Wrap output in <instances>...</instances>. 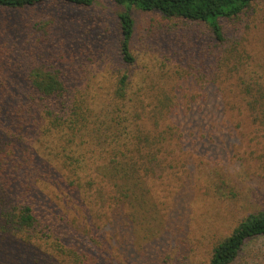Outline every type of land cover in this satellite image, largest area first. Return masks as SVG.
I'll use <instances>...</instances> for the list:
<instances>
[{"label": "rangeland", "instance_id": "1", "mask_svg": "<svg viewBox=\"0 0 264 264\" xmlns=\"http://www.w3.org/2000/svg\"><path fill=\"white\" fill-rule=\"evenodd\" d=\"M122 10L110 0L90 8L61 0L0 8V86L13 72L59 70L73 96L95 108V120L108 123L109 108L135 109L143 112L138 119L118 114L120 126L136 120L156 137L143 151L154 156L147 163L156 172L148 179L150 193L125 204V212L106 210L94 198L76 200L40 165L38 174L20 173L53 202L34 195L43 218L35 229L0 231V264H81L84 253L97 264H208L221 241L264 210V110H251L256 93L247 84L264 75V0L238 19L221 21L224 42L213 39L207 25L134 9L132 65L120 55ZM124 74L131 77V102L113 105ZM26 137L41 150L36 137ZM2 139L0 200L11 205L24 196L7 184L10 152ZM97 155L89 167L105 165ZM17 157L35 167L32 150L22 147ZM232 264H264V236L249 241Z\"/></svg>", "mask_w": 264, "mask_h": 264}, {"label": "trees", "instance_id": "2", "mask_svg": "<svg viewBox=\"0 0 264 264\" xmlns=\"http://www.w3.org/2000/svg\"><path fill=\"white\" fill-rule=\"evenodd\" d=\"M46 1L0 0V8L23 9ZM61 1L84 8H90L97 2ZM110 1L123 8L118 15L120 55L124 63L132 65L135 63L131 50L135 32L132 16L134 9L159 14L168 21L179 20L207 25L211 37L218 42H224L221 21L240 18L256 0ZM8 78L9 80L0 86V125L3 126L0 131V143L4 138V147L10 152L5 151L4 161V166L7 167L4 171L8 172L5 176L7 184H10V187H19L24 199L14 201L11 204H15L12 210L8 208L10 203L3 204L0 200V207L4 205L6 208V212L0 209V231L9 234L13 231L35 229L43 220L33 196L46 200L50 205L53 201L40 189L34 188L33 191V186L28 185L20 176V173L24 172L38 174L43 171L41 167L46 168L54 182L70 191L76 200L85 202L84 198L90 201L93 198L98 199L103 202L106 210L122 207L121 211L125 212V204H129L138 196L144 198V194L150 193L148 179L150 176L153 178L156 172L147 167V163H151L154 156L150 152L143 154V151L154 147L156 137L151 138L152 131L138 124L136 120L130 127H121V122L116 119L120 113L124 120L130 121L134 117L138 119L143 112L135 109L124 111L122 106L109 108L106 110L109 122L101 123L95 120V108L88 107L85 98L83 100L73 96L59 70L37 67L25 77L13 72ZM130 78L129 74L121 77L119 90L113 96V105L131 102L128 101L127 91ZM247 84L251 85L256 93L255 101L250 102L249 106L253 112L261 114L260 111L264 110V75L254 74L252 81L248 80ZM100 112H103L102 108ZM26 133L40 141L41 150L30 146L26 141ZM22 147L33 151L32 163L35 167L26 168L24 162L18 163L17 152ZM135 151L137 153L134 155ZM94 154H98L97 160H102L104 166H88L86 162H91ZM135 156H140L143 164L135 160ZM123 214L130 220L128 215ZM261 236H264V210L248 216L229 237L221 241L214 248L208 264H232L249 241ZM81 264H97V258L91 253H84Z\"/></svg>", "mask_w": 264, "mask_h": 264}]
</instances>
